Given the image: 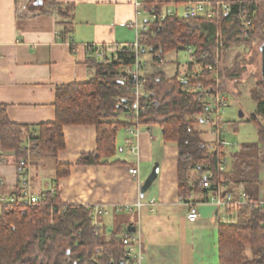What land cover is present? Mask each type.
<instances>
[{"label":"trees","instance_id":"obj_1","mask_svg":"<svg viewBox=\"0 0 264 264\" xmlns=\"http://www.w3.org/2000/svg\"><path fill=\"white\" fill-rule=\"evenodd\" d=\"M222 1L230 4L231 13L218 20L166 16L152 23L142 34L143 48L153 54L155 65L162 64L172 51L193 50V59L201 70L200 75H193L197 66L191 64L182 79L178 75L169 80L162 73L147 76L148 106L139 120L140 125L158 126L163 140L179 148V190L186 202H190L191 193L204 190L202 177L207 172L214 180L224 178L236 188L257 181L258 168L264 164L263 77L251 90L257 109L256 117L248 121L255 124L258 141L242 144L235 151H208L206 118L209 110L203 98L208 90L226 93L223 74L229 78L246 71L245 65L240 69L238 64V71L221 69L224 56L234 44L252 47L257 44L260 55L264 46V0ZM164 4L163 0L155 4L159 16ZM47 8L65 19L72 16L75 5L64 7L55 0H29L32 11L45 12ZM242 16L251 21L249 30L242 27ZM61 25L63 30L58 35L66 40L67 24ZM123 55L122 62L109 65L99 64L95 59L96 75L90 81L59 87L55 122L41 124L35 131H27V135L25 127L13 123L6 108L0 107V152L16 156L18 165L42 156L56 160L66 147L65 126L93 125L97 128V151L82 155L77 164H107L105 161L117 152L118 131L134 126L133 121L116 120L119 113L126 112L125 105L133 99L128 93L133 92L134 80L130 75L128 80L124 78L128 69L134 70V57L131 53ZM209 65L215 67L213 71L206 70ZM219 72L220 82L217 81ZM27 142L29 147H25ZM228 154L232 164L222 174L220 167ZM70 170L71 166L56 162V179L69 176ZM191 171L199 173L193 187L188 184ZM22 194L18 185L13 196L21 197ZM39 196L45 197V202L35 206L9 203L0 208V264H94L92 259L96 255L102 264H121L126 231L114 232L106 241L101 228L93 226L91 207L64 205L57 187ZM248 249L251 257L247 256ZM219 254V264H264V210L250 211L249 217L241 223L221 224Z\"/></svg>","mask_w":264,"mask_h":264},{"label":"crops","instance_id":"obj_2","mask_svg":"<svg viewBox=\"0 0 264 264\" xmlns=\"http://www.w3.org/2000/svg\"><path fill=\"white\" fill-rule=\"evenodd\" d=\"M55 2L64 7L75 5L72 16L63 19L48 8L45 12L32 11L29 0H0V107L6 108L13 123L25 127L26 135L41 124L55 122L59 87L87 83L96 75L95 57L88 54V46L115 52L137 40L136 31L130 27L136 19L133 0ZM19 5H26L27 11L19 13ZM63 23L68 29L66 40L58 35ZM143 50L145 77L162 73L169 80L178 75L182 79L188 74L189 66L195 65L193 50L191 53L188 50L183 64L178 56L166 59L168 54L179 53L172 51L160 65H155L150 50ZM182 68L185 71L181 72ZM217 77L220 82V72ZM128 94L134 98V90ZM227 94L231 95L227 92L223 95L227 97ZM236 94L241 96V91ZM116 120L134 121L127 111L119 113ZM132 127L118 131L117 152L105 161L107 164L79 166L82 155L97 151V128L65 126L66 147L56 160L42 156L27 161L33 193L39 196L57 187L66 206L102 208L107 213L99 216L96 227L101 228L104 239L109 241L112 233L124 231V239L130 234L140 236L143 264H219L220 225L241 223L250 212L247 209L229 212L217 207L205 189L191 193L190 202L183 200L177 145L166 143L158 126L140 125L137 137L129 134L127 129ZM207 127V137H212L208 139L210 144L217 137L208 124ZM25 147H29L28 142ZM56 162L71 166L70 175L57 180ZM17 166L16 156L0 152V196L15 195L20 185ZM130 169L139 171L138 180L131 176ZM153 172H157V179L143 193L141 188ZM188 175V184L193 187L199 173L191 171ZM234 189L264 201V164L258 168L257 181ZM191 203L199 212L194 223L188 220ZM132 227L136 229L134 233L128 231ZM246 253L251 257L250 249Z\"/></svg>","mask_w":264,"mask_h":264},{"label":"built area","instance_id":"obj_3","mask_svg":"<svg viewBox=\"0 0 264 264\" xmlns=\"http://www.w3.org/2000/svg\"><path fill=\"white\" fill-rule=\"evenodd\" d=\"M158 0H133L135 7L136 19L131 24V28L136 31L137 40L133 45L121 46L115 52H110L107 48L101 46H88V54L95 57L100 64H113L122 62V56L124 53H131L134 57V70L133 72L128 69L126 71L125 81L128 80L129 75L134 80V98L130 103L125 105V109L129 114V118L133 119L134 126L128 128V132L132 136H138L140 133V114L146 106H148L147 100L149 94L145 89V79L143 75V45L142 34L149 30L152 23L157 20H163L166 16L178 15L182 18H199L209 21L218 20L223 15L231 13V6L228 2L222 0H163L165 4L162 7L161 15L157 14L155 4ZM174 5L182 7L183 10L178 13L166 11V7ZM19 13L27 11L26 5L18 6ZM241 24L244 29L249 30L251 27V21L247 20L244 16L241 17ZM191 53V50H190ZM205 59V58H204ZM195 65L199 68L197 62ZM215 67L209 65L206 67L207 71H213ZM201 70L195 72L193 75H200ZM119 100V98H118ZM204 103L207 104L209 114L207 115L206 122L211 128V132L217 138L208 144V151L214 152L218 149L233 150L235 145L231 144L227 140L222 138V110L229 105V100L226 96L215 91L208 90L207 95L203 98ZM227 157L223 160L220 167V172L224 174L228 168ZM17 172L19 175V182L22 188V196H0V208L6 205L20 203L25 206H35L41 202H45V197H40L33 193L30 183V169L29 164L26 161H22L17 166ZM131 176L138 180L139 171L137 169H130ZM203 188L208 191L207 196L211 197L213 203L220 208H223L229 212H236L240 209H247L249 212L252 210L263 209L264 201L257 200L250 196L246 191H238L231 187V184L226 179L222 178L219 181L214 180V177L210 172H207L202 177ZM128 210L131 211L130 208ZM94 215L92 221L95 226L99 224V216L106 214L102 208L96 207L93 209ZM199 219V212L194 204H189L188 220L191 223L196 222ZM125 246V253L122 257L121 264H143V244L140 236L136 234L126 235L123 240ZM99 255H96L92 261L96 264H102L99 261Z\"/></svg>","mask_w":264,"mask_h":264},{"label":"rangeland","instance_id":"obj_4","mask_svg":"<svg viewBox=\"0 0 264 264\" xmlns=\"http://www.w3.org/2000/svg\"><path fill=\"white\" fill-rule=\"evenodd\" d=\"M183 10L182 7L170 5L166 7V11L173 13H180ZM125 37H128V33L124 32ZM188 50L179 51L177 55L174 53L168 54L166 59L170 57L178 56L179 62L183 64L188 58ZM238 68L243 65L246 66V71L241 72L240 76L229 77L224 74V78H227L225 83L227 85V97L229 96V105L222 110V136L231 144L238 147L245 143H256L258 141V134L255 124L253 122H248L251 115L255 113L257 109L256 102L251 98L249 94V89L255 86L256 82L262 80L261 76V55L259 52V47L255 44L253 47L250 45H233L230 50L227 51L224 56V61H222L221 69H226L232 71H238ZM241 69V68H240ZM185 69H181V72ZM226 73V72H225ZM231 74V73H230ZM235 77L237 79H235ZM222 78V77H221ZM229 82V83H228ZM241 91V96L236 94L237 91ZM226 96V95H225ZM236 96V97H233ZM237 96L240 98L238 100ZM242 111L245 118L241 119L239 113ZM203 128V127H202ZM208 128V127H207ZM204 129V128H203ZM205 130V129H204ZM208 130V129H207ZM212 135V134H210ZM212 137H207V140ZM229 164V165H228ZM228 166L232 164V158L228 156Z\"/></svg>","mask_w":264,"mask_h":264},{"label":"water","instance_id":"obj_5","mask_svg":"<svg viewBox=\"0 0 264 264\" xmlns=\"http://www.w3.org/2000/svg\"><path fill=\"white\" fill-rule=\"evenodd\" d=\"M261 55H262V76L264 78V46L261 48ZM239 117L241 119L244 117V113L242 111H240ZM251 117L255 118L256 114L255 113L252 114ZM156 179H157V172H153L152 175L147 179V181L145 182V184L141 188V191L143 193L147 192ZM128 231L131 233H134L136 231V229L134 227H132V228H129Z\"/></svg>","mask_w":264,"mask_h":264}]
</instances>
